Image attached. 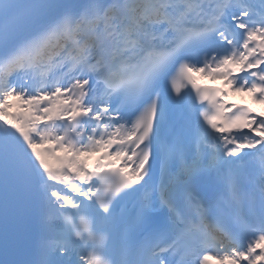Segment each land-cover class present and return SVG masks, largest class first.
I'll use <instances>...</instances> for the list:
<instances>
[{"label": "snow or ice", "instance_id": "snow-or-ice-1", "mask_svg": "<svg viewBox=\"0 0 264 264\" xmlns=\"http://www.w3.org/2000/svg\"><path fill=\"white\" fill-rule=\"evenodd\" d=\"M253 104L264 0H0V264H264Z\"/></svg>", "mask_w": 264, "mask_h": 264}]
</instances>
